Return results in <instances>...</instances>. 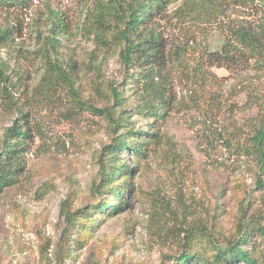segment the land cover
I'll return each mask as SVG.
<instances>
[{
    "label": "rangeland",
    "instance_id": "1",
    "mask_svg": "<svg viewBox=\"0 0 264 264\" xmlns=\"http://www.w3.org/2000/svg\"><path fill=\"white\" fill-rule=\"evenodd\" d=\"M109 1L0 5V78L13 79L26 113L0 107V136L15 121L31 135L22 141L18 182L0 194V264H177L189 252L199 264H219L217 248L237 239L241 217L246 226L264 224V154L251 148L264 124L263 62L246 52L214 65L201 86L192 73L172 77L158 135L142 155L122 154L128 174L105 181L100 158L113 133L101 111L113 104L110 87L126 81L111 33L115 13L102 7ZM101 13L110 26L92 21ZM196 25L212 28L209 50L224 55L234 30L260 34L264 0H173L157 18L170 42ZM99 28L109 42L96 37ZM124 92L122 106H134L132 88ZM132 121L136 131L152 122L137 114ZM127 179L125 208L106 209ZM253 232L249 252L264 264V243Z\"/></svg>",
    "mask_w": 264,
    "mask_h": 264
},
{
    "label": "trees",
    "instance_id": "2",
    "mask_svg": "<svg viewBox=\"0 0 264 264\" xmlns=\"http://www.w3.org/2000/svg\"><path fill=\"white\" fill-rule=\"evenodd\" d=\"M10 1L13 0H0V5L8 4ZM172 2L173 0H110L108 4H102V7L115 13L116 22L111 33L120 42L119 60L126 69V81L119 83L117 87H110L113 104L101 111L109 119L113 133L111 143L105 147L100 158L101 178L105 181L109 182L123 173L128 174L130 169L125 162H122V154L131 151L136 157L142 155L149 143L153 142L152 138L158 135L153 130L169 107L172 97L170 90L173 86L172 77L180 73L186 75L192 73L195 84L205 85L209 82L210 71L214 65L222 66L225 62H232L234 57L239 58L249 51L263 62L262 64L258 61L259 64L264 65V45L262 44L264 25H260L259 36L256 32L244 27L234 30L224 55L209 50L208 43L212 28L204 25L189 27L184 33L183 41L167 40L157 26V18L164 16ZM183 16L181 15V18ZM94 20L100 21L104 28L112 24L104 13L94 15L92 21ZM105 20L110 23L106 24ZM94 33L101 41L109 42L102 28L95 29ZM13 86V79L7 75L0 78V107L5 111L14 110L24 116L25 111L15 102ZM126 88H132V96L136 102L129 108L122 106L126 101L124 92ZM134 114L145 115L152 120L147 130L136 131L133 128L131 123ZM30 138L28 129H23L17 121L8 126L0 136V194L5 188L18 182V175L25 167L23 159L25 145L22 141H28ZM251 148L257 154H264V124L251 137ZM106 160L110 163L109 170L106 169ZM259 183L264 184V179H260ZM129 188L130 181L127 179L125 183L114 189L116 192L114 197L118 199V203L112 205L105 202V208L112 212L123 210L127 205L123 193ZM238 223L241 228L240 234L226 246V250L214 245L217 248L214 256L215 263L235 264L244 260L248 264H256L248 245L249 242L250 244L254 242L251 237L254 236L255 229L264 243V224L256 221V225L246 226L243 217ZM192 239L193 237H188L187 245L191 246ZM199 258L195 253H183L176 262L177 264L193 262L199 264Z\"/></svg>",
    "mask_w": 264,
    "mask_h": 264
}]
</instances>
